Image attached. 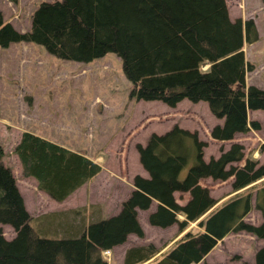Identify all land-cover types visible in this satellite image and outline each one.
Masks as SVG:
<instances>
[{
  "label": "trees",
  "instance_id": "obj_1",
  "mask_svg": "<svg viewBox=\"0 0 264 264\" xmlns=\"http://www.w3.org/2000/svg\"><path fill=\"white\" fill-rule=\"evenodd\" d=\"M255 38L251 20H230L225 0H55L39 4L26 32L0 20L2 47L10 42H33L53 56L77 62L111 52L120 58L123 74L132 84V98L169 107L183 99L205 102L211 114L222 120L210 131L218 141L249 130L264 133V119L262 126L248 119V111L264 113V89L245 83V74L253 65L243 47ZM205 146L195 132L177 126L151 134L145 145L137 147L148 177L134 178V190L120 211L79 225L61 218L57 220L61 234L50 229L53 218L44 220V226L38 225L41 219H32L10 166L0 162V224L9 225L15 233L11 239L0 233V264H107L103 251L124 243L129 234L143 236L137 209L147 210L153 201L156 208L148 217L151 225L176 224L182 233L195 223L197 230L189 228L162 253L153 244L130 247L122 264H197L219 240L238 230L264 242V162L258 164L247 157L242 167L233 166L243 159L239 144L205 161ZM13 154L24 177L33 178L37 188L55 201L64 200L101 169L82 154L29 131L21 133ZM4 156L0 142V160ZM208 177H233V192L255 189L260 224L242 221L250 210L248 194L214 208L216 201L199 184ZM175 192L187 193V201L177 203ZM255 264H264V244L255 254Z\"/></svg>",
  "mask_w": 264,
  "mask_h": 264
},
{
  "label": "rangeland",
  "instance_id": "obj_2",
  "mask_svg": "<svg viewBox=\"0 0 264 264\" xmlns=\"http://www.w3.org/2000/svg\"><path fill=\"white\" fill-rule=\"evenodd\" d=\"M44 1L55 0H0V20L18 32H26L31 15ZM225 2L230 20H251L255 26V41L243 47L245 58L253 65L245 74V83L264 89V0ZM131 86L123 74L120 58L111 52L89 62H77L53 56L33 42L0 46V142L5 152L2 161L13 172L25 210L33 220H42L38 225L44 226V220L53 218L50 229L54 234H61L57 222L61 218L65 223L79 225L83 220L93 222L116 215L134 190V178L148 177L139 161L137 147L145 145L151 134H163L175 126L195 132L206 143L205 161L218 158L232 144H239L243 159L232 163L233 166L242 167L247 157L258 164L264 162L261 129L237 133L228 141L214 140L210 137L211 128L222 120L211 114L205 102L183 99L175 107H169L159 101L132 98ZM248 119L262 126L264 113L248 111ZM23 131L82 154L100 166L99 173L64 200H53L37 188L33 178L24 177L13 154ZM232 182L233 177L225 180L208 177L199 184L216 201L214 208L248 194L250 210L243 214L242 221L248 225L260 224L262 217L256 207L255 189L247 187L233 192ZM173 196L179 204H184L189 197L179 192ZM155 208L153 201L147 210L137 209L143 236L129 234L124 243L104 253L107 264H122L124 252L134 246L153 244L162 253L189 228L197 230L195 223L189 224L182 233L176 224L151 225L148 217ZM31 224L36 228L33 221ZM0 233L6 239L15 236L6 224H0ZM263 244V240L248 231L230 232L197 264H255V254Z\"/></svg>",
  "mask_w": 264,
  "mask_h": 264
},
{
  "label": "crops",
  "instance_id": "obj_3",
  "mask_svg": "<svg viewBox=\"0 0 264 264\" xmlns=\"http://www.w3.org/2000/svg\"><path fill=\"white\" fill-rule=\"evenodd\" d=\"M15 146V145H14ZM17 158V157H16ZM18 160V159H17ZM1 163L5 164V165H8L6 164L5 162L2 161V159L0 160ZM20 164V163H19Z\"/></svg>",
  "mask_w": 264,
  "mask_h": 264
}]
</instances>
